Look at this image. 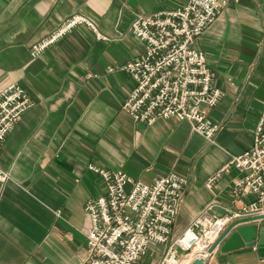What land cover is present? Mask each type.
I'll list each match as a JSON object with an SVG mask.
<instances>
[{
	"label": "crops",
	"instance_id": "crops-1",
	"mask_svg": "<svg viewBox=\"0 0 264 264\" xmlns=\"http://www.w3.org/2000/svg\"><path fill=\"white\" fill-rule=\"evenodd\" d=\"M218 1V18L194 45L224 93L208 111L221 126L209 142L187 121H134L122 109L131 87L126 73L108 72L144 53L128 32L135 18L187 0H0V91L17 85L32 102L0 147L7 177L0 183V264L81 263L90 227L84 205L104 194L90 163L144 185L169 172L184 177L173 239L209 205L224 215L253 200L232 195L243 176L235 169L207 183L250 146L264 111V0ZM73 15L107 40L79 25L32 58L31 45ZM254 223L253 247L222 253L219 245L207 264H264V219ZM165 250L151 246L142 264H156Z\"/></svg>",
	"mask_w": 264,
	"mask_h": 264
},
{
	"label": "built area",
	"instance_id": "built-area-1",
	"mask_svg": "<svg viewBox=\"0 0 264 264\" xmlns=\"http://www.w3.org/2000/svg\"><path fill=\"white\" fill-rule=\"evenodd\" d=\"M224 2L187 0L175 10L157 11L135 18L128 32L143 46L144 53L116 68L126 73L129 87L122 109L134 121L151 125L156 120L176 119L191 124L192 132L211 142L221 126L210 120L224 93L213 86L214 73L205 55L194 48L196 41L218 18ZM90 28L97 39L107 38L96 31L92 21L81 15L65 19L53 32L34 42L32 58L40 56L75 27ZM32 106L17 85L0 91V147L20 116ZM87 169L102 183L104 194L89 199L84 211L89 220L84 258L80 264H142L151 246L166 247L156 264L210 262V248L234 221L264 216V111L259 115L250 146L232 157L208 181L209 187L228 171L243 173L234 182L232 195H251L253 200L239 211L218 215L209 205L176 238H171L187 180L174 173L144 185L119 169ZM0 172V183L6 180Z\"/></svg>",
	"mask_w": 264,
	"mask_h": 264
},
{
	"label": "water",
	"instance_id": "water-1",
	"mask_svg": "<svg viewBox=\"0 0 264 264\" xmlns=\"http://www.w3.org/2000/svg\"><path fill=\"white\" fill-rule=\"evenodd\" d=\"M262 219H264V216L247 217L232 222L221 233L219 238L210 248V252H212L219 245H221L222 253H228L243 247H253L255 245L257 227L254 222ZM228 235L229 237L227 240L223 242ZM191 264H203V261L201 259H196Z\"/></svg>",
	"mask_w": 264,
	"mask_h": 264
}]
</instances>
